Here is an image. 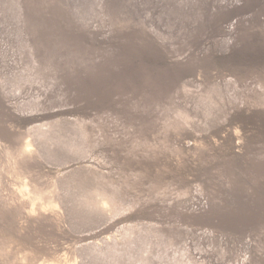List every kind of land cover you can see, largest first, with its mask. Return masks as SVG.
<instances>
[{
	"label": "rangeland",
	"instance_id": "rangeland-1",
	"mask_svg": "<svg viewBox=\"0 0 264 264\" xmlns=\"http://www.w3.org/2000/svg\"><path fill=\"white\" fill-rule=\"evenodd\" d=\"M31 23L42 24L40 38L57 27L52 35L61 31L59 42L75 23L117 38L99 46L74 42L84 60L80 67L72 62V75L39 63L32 71L22 58L32 43L24 28ZM136 26L152 34L149 39L132 31ZM152 36L164 41L163 49ZM2 56L4 80L26 67L31 81L8 97L25 117L17 111L22 118H13L0 103V264H264V0H0ZM231 127L242 143L248 140L238 153L229 140L218 141ZM186 143L203 151H185ZM41 208L64 218L56 226L25 223L34 246L13 227Z\"/></svg>",
	"mask_w": 264,
	"mask_h": 264
},
{
	"label": "bare ground",
	"instance_id": "bare-ground-1",
	"mask_svg": "<svg viewBox=\"0 0 264 264\" xmlns=\"http://www.w3.org/2000/svg\"><path fill=\"white\" fill-rule=\"evenodd\" d=\"M29 22V21H28ZM25 23H23V25H24ZM26 24H28V23H26ZM65 25H66V23H64ZM62 25V24H61ZM21 26V25H20ZM56 26H58V25H56ZM68 26V25H67ZM19 27V26H18ZM17 27V28H18ZM23 27V26H22ZM26 27H29V29L31 30V33H30V35H32L33 37V39H31V41H30V39L28 40V41H30V42H32V43H30L29 44V49H27L28 50V52L26 53V55L25 56H23L22 55V58L23 57H27L28 59L27 60H30L31 61V65L29 66V67H31L30 68V70L31 69H33L32 71H34V69H35V64L36 63H39L40 65H43L47 70H54V71H57V72H63V73H65V74H68V76L69 75H72L71 74V72H72V70L73 69H71V68H74V67H72V62H74L75 63V61L77 62L78 61V67H80V62H82L84 59H81L83 56L80 54V55H78L74 50L76 49H74L73 50V48H71V45L74 43V42H76V41H81V42H83V43H91L90 45H92V44H94V45H105V44H107V43H109L110 41L111 42H114L115 40H116V33L115 34H106L105 32H103V31H101V30H98L97 28H95V27H92V26H90V25H85V24H80V23H75V24H71L70 25V27H67V29H66V33H65V35L62 37L63 38V41L62 42H59V32H61V31H59L58 33H55V34H57V36L56 35H52V33H54V32H57L58 31V29H57V27H55V31H53V32H50V31H45V33L44 34H42L41 35V38L38 36V37H36V34L40 31L39 29H43V26H42V24L41 25H39V24H30V25H28V26H25L24 28L25 29H27ZM102 27V26H101ZM120 27V26H119ZM140 27V26H139ZM62 28V27H61ZM135 28V29H134ZM231 28V26L230 27H228V29H225L224 31L225 32H228L229 31V29ZM132 29V31H134V32H138V33H141V35L143 34L144 36H145V38H146V36H148V39H149V36L150 35H152V34H150V33H148L147 31H143V30H140V28H138V26H136V27H133V28H131ZM130 29V30H131ZM18 30V29H17ZM28 30V29H27ZM103 30V29H102ZM22 31H23V29H22ZM117 31H119V30H117ZM17 32V31H16ZM25 32H26V30H25ZM121 32V31H120ZM19 33V32H18ZM18 33H16V34H18ZM21 33V32H20ZM28 33H29V31H28ZM62 33H63V31H62ZM22 34V33H21ZM25 34V33H24ZM27 34V33H26ZM26 34L24 35V37L26 36ZM61 34V33H60ZM124 34H125V32H124ZM130 34V33H129ZM134 34H136V33H134ZM29 35V34H28ZM62 35V34H61ZM119 35V34H118ZM128 35V34H127ZM17 36V35H16ZM20 37L22 36V35H19ZM19 36H18V38H19ZM138 36H139V34H138ZM35 37H36V39H35ZM143 37V36H142ZM22 38V37H21ZM27 38H28V36H27ZM30 38V37H29ZM121 38V37H120ZM120 38H118V41H120L119 39ZM123 38V37H122ZM138 38V37H137ZM136 38V39H137ZM155 38V37H154ZM153 38V36H152V39H154ZM136 39L134 40V42L136 41ZM139 39V38H138ZM137 39V40H138ZM130 40V39H129ZM147 40V39H146ZM151 40V39H150ZM22 41H23V38H22ZM25 41V40H24ZM25 42H27V41H25ZM130 42V41H129ZM153 42L155 43V45H159L160 46V48H162V47H164L165 46V44H164V41H160V40H158V39H154L153 40ZM152 42V43H153ZM20 43H21V40H20ZM153 43V44H154ZM166 43V42H165ZM75 44V43H74ZM77 44V43H76ZM75 44V45H76ZM110 44V43H109ZM108 44V45H109ZM121 44V43H120ZM80 45V44H79ZM89 45V46H90ZM98 45V46H99ZM23 46H25V45H22V47ZM28 46V45H27ZM87 46V45H86ZM128 47V46H127ZM157 48V47H156ZM78 49V48H77ZM90 49V48H89ZM88 49V50H89ZM163 49V48H162ZM83 50H85V49H83ZM111 50V49H110ZM97 52V51H96ZM105 52V51H104ZM104 52H102V54L104 53ZM24 54H25V52H24ZM74 54L76 55V56H74ZM85 54V53H84ZM95 54V53H94ZM106 54V53H105ZM166 54V53H165ZM92 55V54H91ZM107 55V54H106ZM113 55V54H112ZM88 56H89V53H88ZM96 57H99L100 55H95ZM108 56V55H107ZM114 56V55H113ZM118 57V56H117ZM91 58L92 57H89V59H88V61L87 62H89L88 64H90L91 63ZM110 58H111V55H110ZM76 59V60H75ZM86 59V58H85ZM113 59V58H112ZM111 59V60H112ZM114 59H115V57H114ZM173 59V58H172ZM98 60V59H97ZM97 60H95V61H97ZM110 60V61H111ZM104 61V60H103ZM108 61V60H107ZM110 61H108V63L110 62ZM116 62V61H115ZM175 63V62H177V61H172V63ZM2 63H6V56H2V58L0 59V73H2V71H1V67H2ZM86 63V62H85ZM107 63V62H106ZM135 63V62H134ZM173 63V64H174ZM87 64V65H88ZM93 64V63H92ZM91 64V65H92ZM102 64V63H101ZM26 65H27V63H26ZM74 65V64H73ZM86 65V64H85ZM87 65H86V67H87ZM95 65V64H94ZM75 66V65H74ZM102 66H105V63H103V65ZM112 66V65H111ZM83 67V66H82ZM81 67V68H82ZM90 67V66H89ZM96 67H98V66H95V68ZM41 68V67H40ZM99 68V67H98ZM79 69V68H78ZM88 69V68H87ZM24 70H28L27 72H29L30 70L28 69V68H26V67H22V70L21 71H19L18 73L17 72H14L12 75H11V77L9 78L8 77V79H6V80H4L5 78H2V76H1V74H0V103H1V105H3V107L7 110V112L8 111H10L11 112V114H12V116H13V118L15 117V119L17 118V119H19V118H22V112L20 111V110H15V106L13 105V102H10V100L8 99V97H10V96H12L15 92V90H16V88H20V89H25V84H27V83H30V79L31 78H29L27 75H25V73H24ZM90 70V69H89ZM108 70V69H107ZM42 71V70H41ZM46 72V71H45ZM78 72V71H77ZM84 72H85V70H84ZM89 72H91V71H89ZM94 72V71H93ZM92 72V73H93ZM21 73V74H20ZM31 73V72H30ZM36 73V72H35ZM56 73V72H55ZM75 73V72H74ZM54 74V73H53ZM57 74V73H56ZM55 74V75H56ZM81 74H83V73H81ZM84 74H86V73H84ZM97 74V73H96ZM102 74V73H101ZM48 75V74H47ZM62 75V74H61ZM81 76V75H80ZM88 76V75H87ZM90 76V75H89ZM104 76V75H103ZM82 77V76H81ZM83 77H85V76H83ZM76 78V77H75ZM74 78V79H75ZM30 80V81H29ZM66 80V79H65ZM67 81V80H66ZM84 81V80H83ZM87 82V81H86ZM72 84V83H71ZM83 84V83H82ZM81 84V85H82ZM68 86V85H67ZM76 86H77V82H76ZM69 87V86H68ZM73 87V86H72ZM75 87V86H74ZM75 88H77V87H75ZM74 88V89H75ZM80 89H82V88H80ZM72 90H73V88H72ZM20 91V90H19ZM70 91V90H69ZM17 92H18V89H17ZM15 95V94H14ZM54 96V95H53ZM11 99H12V97H11ZM124 101V100H123ZM259 107V106H258ZM250 108V107H249ZM247 109V108H246ZM245 109V110H246ZM256 109V108H255ZM73 110V109H72ZM248 110V109H247ZM247 110H246V112H247ZM250 110V109H249ZM248 110V111H249ZM264 110V109H263ZM20 111L22 114H19L18 112ZM64 111V110H63ZM67 111V110H66ZM65 111V112H66ZM74 111V110H73ZM219 111V110H218ZM226 111V110H225ZM251 111V110H250ZM262 111V110H261ZM2 112H3V110H2ZM76 112V111H75ZM220 112V111H219ZM36 113V112H35ZM52 113V112H51ZM63 113V112H62ZM225 113V112H224ZM250 114L252 113V111L251 112H249ZM249 113H247V114H249ZM259 113V112H258ZM257 113V114H258ZM53 114H54V112H53ZM64 114V113H63ZM62 114V115H63ZM67 114V113H66ZM255 114H256V110H255ZM65 115V114H64ZM254 115V114H253ZM259 115V114H258ZM23 116L25 117V115L23 114ZM51 116V115H50ZM53 116H55V115H53ZM200 116V115H199ZM249 116H252V115H249ZM35 117V116H34ZM56 117H57V114H56ZM261 117V116H260ZM46 118V117H45ZM51 118V117H50ZM68 118V117H67ZM250 118H252V117H250ZM254 118V117H253ZM256 118L258 119V117H257V115H256ZM106 119V118H105ZM109 119V118H108ZM262 119V118H261ZM21 120H23V119H21ZM28 121H29V119H27ZM185 120V119H184ZM206 122V121H205ZM55 124V123H54ZM62 124V123H61ZM58 125V124H57ZM73 125V124H72ZM119 125V124H118ZM68 126V125H67ZM226 126V125H225ZM223 127V128H225L226 129V127ZM33 127V126H32ZM132 127V126H131ZM234 127V126H233ZM253 127V126H252ZM40 128V127H39ZM71 128V127H70ZM214 128V127H213ZM217 128V127H216ZM218 128H219V125H218ZM248 128V127H247ZM41 129V128H40ZM46 129H47V127H46ZM66 129V128H65ZM220 129H222V128H220ZM230 129V128H229ZM232 129H234V128H232L231 127V130H226L227 132L226 133H224V135H220L219 136V140L218 141H226V140H229L230 142H232V144L234 145L233 146V149L238 153L239 151H238V147L239 146H242L243 144H247V141H246V143H242L241 141L243 140L242 138V136L237 132L238 131V129L236 130V128H235V130H232ZM87 130V129H86ZM215 130V129H214ZM244 130V129H243ZM247 130V129H246ZM250 130V129H249ZM54 131V130H53ZM56 131V130H55ZM60 131V130H59ZM63 131V130H62ZM67 131V130H66ZM73 131V130H72ZM248 131V130H247ZM250 131H252V130H250ZM39 132V131H38ZM47 132H49V131H47ZM51 132V131H50ZM179 132V131H178ZM189 132H191V131H189ZM223 132V131H222ZM33 133V132H32ZM35 133V132H34ZM67 133H68V131H67ZM76 133V132H75ZM84 133V132H83ZM194 133V132H193ZM205 133V132H204ZM212 133V132H211ZM221 133V132H220ZM241 133V132H240ZM243 133V132H242ZM241 133V134H242ZM251 133H253V132H251ZM21 134V133H20ZM53 134H54V132H53ZM52 134V135H53ZM79 134V133H78ZM99 134V133H98ZM195 134V133H194ZM198 134V133H197ZM208 134V133H207ZM206 134V138H207V135ZM210 134V133H209ZM223 134V133H222ZM248 134H250V133H248ZM248 134H246V135H248ZM25 135V134H24ZM37 135L39 136V134L37 133ZM64 135V134H63ZM62 135V136H63ZM205 135V134H204ZM257 135V134H256ZM60 136H61V134H60ZM61 136V137H62ZM251 136V135H250ZM27 137H29L28 135H27ZM60 137V138H61ZM203 137H205V136H203ZM245 137V136H244ZM247 137V136H246ZM252 137V136H251ZM250 137V138H251ZM40 138V137H39ZM73 138V137H72ZM83 138V137H82ZM93 138V137H92ZM201 138H202V135H201ZM208 138H209V136H208ZM214 138V137H213ZM216 138V137H215ZM29 139V138H28ZM41 139V138H40ZM195 139V138H194ZM218 139V138H217ZM253 139V138H252ZM60 140V139H59ZM178 140V139H177ZM186 140V139H185ZM198 140V139H197ZM212 140V139H211ZM27 141V140H26ZM31 141V140H30ZM40 141V140H39ZM38 141V142H39ZM42 141V140H41ZM184 141V140H183ZM182 141V142H183ZM205 141V140H204ZM214 141V140H213ZM212 141V143H213V145H214V147L213 148H215V149H218V141L215 143V141L213 142ZM257 141V140H256ZM19 142V141H18ZM47 142V141H46ZM178 142V141H177ZM188 142H190V141H188ZM196 142V141H195ZM203 142V141H202ZM229 142V144L231 145V143ZM240 142L242 143V145H240ZM24 143V142H23ZM89 143H91V142H89ZM184 143H185V141H184ZM46 144V143H45ZM51 144V143H50ZM107 144V143H106ZM111 144V143H110ZM207 144V143H206ZM31 145H33L32 143H31ZM68 145H70V143L68 144ZM72 145V144H71ZM87 145V144H86ZM97 145H99L98 143H97ZM185 145V144H184ZM200 145H201V143H200ZM209 145H211V144H209ZM38 146V145H37ZM36 146V147H37ZM47 146V145H46ZM77 146V145H76ZM82 146V145H81ZM40 147V146H39ZM53 147V146H52ZM50 148V146H49V148L50 149H53V148ZM56 147V146H55ZM54 147V148H55ZM64 147V146H63ZM73 147V146H72ZM88 147V146H87ZM168 147V146H167ZM176 147V146H175ZM182 147V146H181ZM186 148H184V149H186L185 151H187V149H189V150H195L196 151V153H197V151L199 152V151H201V149H200V147L198 146V145H196V144H189V143H186V146H185ZM211 147V146H210ZM220 147V146H219ZM38 148V147H37ZM47 148V147H46ZM57 148V147H56ZM68 148V147H67ZM78 148H79V146H78ZM93 148V147H92ZM160 148V147H159ZM223 148V147H222ZM231 149H232V146L230 147ZM243 148V147H242ZM7 149V148H6ZM17 149V148H16ZM62 149V148H61ZM71 149V148H70ZM88 149V148H87ZM96 149V148H95ZM150 149V148H149ZM153 149V148H152ZM207 149V148H206ZM214 149V150H215ZM220 149V148H219ZM218 149V150H219ZM240 150H241V147L239 148ZM244 149V148H243ZM243 149H242V152H243ZM3 150V149H2ZM35 150V149H34ZM37 150V149H36ZM41 150V149H40ZM64 150V149H63ZM77 150V149H76ZM92 150V149H91ZM107 150V149H106ZM109 150V149H108ZM122 150V149H121ZM120 150V151H121ZM138 150V149H137ZM165 150H167V149H165ZM214 150H212V151H214ZM221 150V149H220ZM219 150V151H220ZM222 150H224V149H222ZM233 150V151H234ZM47 151V150H46ZM177 151V150H176ZM180 151H182V150H180ZM203 151V150H202ZM201 151V152H202ZM207 151V150H206ZM230 151V150H229ZM31 152V151H30ZM30 152H29V154H30ZM178 152V151H177ZM190 152V151H189ZM228 152V151H227ZM33 153V152H32ZM44 153H45V151H44ZM71 153V152H70ZM94 153V152H93ZM97 153V152H96ZM102 153V152H101ZM121 153V152H120ZM195 153V152H194ZM193 153V154H194ZM205 153H207V152H205ZM209 153H211V152H209ZM218 153V152H217ZM226 153V152H225ZM230 153V152H229ZM18 154V153H17ZM34 154V153H33ZM54 154V153H53ZM180 154H182V153H180ZM187 154V153H186ZM189 154V153H188ZM187 154V155H188ZM199 154H200V152H199ZM212 154V153H211ZM215 154V153H214ZM220 154H222L221 152H220ZM241 154V153H240ZM26 155V154H25ZM49 155H51V154H49ZM95 155V154H94ZM102 155V154H101ZM145 155V154H144ZM176 155V154H175ZM178 155V154H177ZM204 155V154H203ZM217 155V154H216ZM234 155V154H233ZM2 156V155H1ZM23 156V155H22ZM29 156H31V155H29ZM90 156V155H89ZM147 156V155H146ZM197 156V155H196ZM209 156H211V155H209ZM227 156V155H226ZM14 157H15V155H14ZM103 157V156H102ZM174 157V156H173ZM176 157V156H175ZM174 157V158H175ZM178 157V156H177ZM195 157V156H194ZM212 157V156H211ZM210 157V159H212ZM218 157V156H217ZM222 157H223V155H222ZM231 157H233V156H231ZM30 158V157H29ZM95 158V157H94ZM149 158V157H148ZM156 158H157V156H156ZM159 158V157H158ZM169 158V157H168ZM179 158V157H178ZM196 158V157H195ZM8 159H10V158H8ZM22 159V158H21ZM40 159V158H39ZM51 159V158H50ZM58 159V158H57ZM65 159V158H64ZM155 159V158H154ZM167 159V158H166ZM176 159V158H175ZM183 159V158H182ZM194 159V158H193ZM199 159V158H198ZM229 159H230V157H229ZM228 159V160H229ZM30 160H31V158H30ZM77 160V159H76ZM89 160H91V159H89ZM99 160V159H98ZM144 160V159H143ZM150 160V159H149ZM148 160V161H149ZM177 160V159H176ZM187 160V159H186ZM188 160H190V158L188 159ZM196 160V159H195ZM200 160H201V158H200ZM209 160V159H208ZM18 161V160H17ZM36 161V160H35ZM35 161H34V163H35ZM38 161V160H37ZM84 161V160H83ZM153 161H155V162H157L156 160H153ZM159 161V160H158ZM163 161V160H162ZM174 162L173 163H175V160H173ZM193 161V160H192ZM191 161V162H192ZM197 161V160H196ZM196 161H194V162H196ZM213 161V160H212ZM212 161H210V162H212ZM216 161H217V159H216ZM220 161V160H219ZM221 161H222V159H221ZM225 161V160H224ZM241 161V160H240ZM242 161H244L243 159H242ZM92 162V161H91ZM98 162V161H97ZM131 162V161H130ZM146 162V161H145ZM144 162V163H145ZM160 162V161H159ZM167 162V161H166ZM177 162V161H176ZM182 162V161H181ZM189 162L190 161H187V163L189 164ZM199 162V161H198ZM198 162H196L197 164H198ZM223 162V161H222ZM233 162V161H232ZM31 162H29L28 164H30ZM37 163V162H36ZM40 163V162H39ZM43 163V162H42ZM50 163H51V161H50ZM54 163V162H53ZM75 163V162H74ZM137 163V162H136ZM140 163V162H139ZM148 163V162H147ZM146 163V164H147ZM153 163V162H152ZM161 163V162H160ZM160 163H158V165L160 164ZM163 163V162H162ZM161 163V164H162ZM186 162H184V164H187ZM206 163H208V162H206ZM214 163V162H213ZM216 163V162H215ZM241 163H243V162H241ZM14 164V163H13ZM16 165H17V162L15 163ZM24 164V163H23ZM28 164H26V165H28ZM41 164V163H40ZM45 164V163H44ZM47 164H48V162H47ZM55 164V163H54ZM129 164V163H128ZM170 164V163H169ZM178 164V163H177ZM176 164V165H177ZM180 164H182V163H180ZM179 164V166H181ZM200 164V163H199ZM202 164V163H201ZM210 164V163H209ZM227 164V163H226ZM3 165V164H2ZM10 165H12V164H10ZM16 165H14L15 167H16ZM20 165V164H19ZM31 165V164H30ZM43 165V164H42ZM41 165V166H42ZM46 165V164H45ZM58 165V164H57ZM132 165V164H131ZM138 166H140L139 164H137ZM158 165H156V166H158ZM172 165H175V164H172ZM193 165V164H192ZM242 165V164H241ZM249 165H250V163H249ZM259 165V164H258ZM8 166V165H7ZM44 166V165H43ZM59 166V165H58ZM61 166V165H60ZM62 166H64V165H62ZM154 166V165H153ZM184 166V165H183ZM188 166H190V165H188ZM201 166V165H200ZM210 166V165H209ZM209 166H207V167H209ZM217 166H219V165H217ZM224 166H226V165H224ZM232 166H233V164H232ZM237 166V165H236ZM239 166V165H238ZM9 167V166H8ZM20 167V166H19ZM28 167V166H27ZM30 167V166H29ZM28 167V168H29ZM35 168H36V166H34ZM33 167V168H34ZM65 167V166H64ZM166 167V166H165ZM169 167H170V165H169ZM185 167L187 168V166L185 165ZM192 167V166H191ZM194 167V166H193ZM193 167H192V169H193ZM197 167V166H196ZM241 167H243V166H241ZM3 168V167H2ZM14 168V167H13ZM17 168V167H16ZM25 168V167H24ZM38 168V167H37ZM37 168H36V170H37ZM63 168V167H62ZM81 168V167H80ZM91 168V167H90ZM96 168H98V166L96 167ZM137 168V167H136ZM139 168V167H138ZM152 168V167H151ZM179 168V167H178ZM185 168V169H186ZM197 168H199V166L197 167ZM197 168H194V170L196 169V170H199V169H197ZM200 168H203V166L202 167H200ZM213 168V167H212ZM233 168V167H232ZM11 169V171H12V168H10ZM23 169V168H22ZM42 169V168H41ZM68 169V168H67ZM166 169V168H165ZM174 169H176V168H174ZM180 169V168H179ZM185 169H183V170H185ZM189 169V168H188ZM191 169V168H190ZM204 169V168H203ZM14 170V169H13ZM24 170H26V169H24ZM34 170V169H33ZM42 170H44V169H42ZM47 170V169H46ZM65 170V169H64ZM74 170V169H73ZM96 170V169H95ZM109 170V169H108ZM126 170V169H125ZM132 170V169H131ZM135 170V169H134ZM139 170V169H138ZM147 170V169H146ZM152 170V169H151ZM206 170V169H205ZM214 170V169H213ZM249 170V169H248ZM16 171V170H15ZM51 171V170H50ZM103 171H104V169H103ZM126 171H128V170H126ZM140 171V170H139ZM138 171V172H139ZM145 171V170H144ZM143 171V172H144ZM165 171V170H164ZM175 171V170H174ZM187 171V170H186ZM189 171V170H188ZM192 172H193V170H191ZM189 172V173H191V175H189L190 177L192 176V172ZM228 171V170H227ZM7 172V171H6ZM28 172H30V171H28ZM66 172H67V170H66ZM92 172H93V170H92ZM200 172H202V171H200ZM206 172V171H205ZM204 171L202 172V173H205ZM208 172V171H207ZM211 172H212V170H211ZM242 172V171H241ZM10 173V172H9ZM8 173V174H9ZM18 173V172H17ZM24 173V172H23ZM33 173H34V171H33ZM32 173V174H33ZM47 173V172H46ZM51 173V172H50ZM75 173V172H74ZM87 173V172H86ZM105 173V172H104ZM112 173V172H111ZM129 173V172H128ZM154 173V172H153ZM159 173V172H158ZM228 173V172H227ZM249 173V172H248ZM11 175L13 174V173H10ZM9 174V175H10ZM15 174V173H14ZM28 174H30V173H28ZM80 174V173H79ZM141 174V173H140ZM143 174V173H142ZM146 174H147V172H146ZM198 174V175H197ZM196 174V177H195V179L193 178V177H191V178H193L194 180H196V178L199 180L200 178H202L203 177V175H199V173H197ZM215 174H216V172H215ZM234 174V173H233ZM242 174V173H241ZM10 175V176H11ZM16 175V174H15ZM49 175V174H48ZM51 175H52V173H51ZM61 175V174H60ZM73 175V174H72ZM77 175H78V172H77ZM91 175H93V174H91ZM90 175V176H91ZM104 175H106V174H104ZM209 175H212V174H209ZM18 176V175H17ZM27 176V175H26ZM107 176V175H106ZM122 176V175H121ZM128 176V175H127ZM188 176V177H189ZM195 176V175H194ZM236 176H237V174H236ZM243 176V175H242ZM20 176H18V177H16V179H18ZM39 177V176H38ZM41 177V176H40ZM42 177H44V176H42ZM57 177V176H56ZM74 177H76L75 175H74ZM82 177V176H81ZM109 177V176H108ZM150 177V176H149ZM164 177V176H163ZM177 177V176H176ZM234 177V176H233ZM13 178H14V176H13ZM28 178V177H27ZM49 178V177H48ZM73 178V177H72ZM84 178V177H83ZM131 178V177H130ZM134 178V177H133ZM183 178V177H182ZM181 178V179H182ZM20 179L21 178H19V181H20ZM23 179V178H22ZM38 179V178H37ZM51 179V178H50ZM62 179V178H61ZM71 179V178H70ZM77 179H79V178H77ZM82 179V178H81ZM163 179V178H162ZM160 180V179H159ZM188 180L189 179H187V182H188ZM192 180V179H191ZM193 180V181H194ZM197 180V181H198ZM200 180H204V178L203 179H200ZM236 180V179H235ZM15 180L13 179V182H14ZM25 181V180H24ZM34 181V180H33ZM59 181H61V180H59ZM86 181V180H85ZM90 181V180H89ZM136 181V180H135ZM205 181V180H204ZM16 182V181H15ZM21 182H22V180H21ZM40 182H41V180H40ZM73 182V181H72ZM83 182V181H82ZM138 182V181H137ZM156 182V181H155ZM191 182V181H190ZM190 182H189V184H190ZM200 182V181H199ZM198 182V183H199ZM206 182V181H205ZM11 183V182H10ZM18 183V182H17ZM16 183V184H17ZM20 183V182H19ZM18 183V184H19ZM23 183V182H22ZM22 183H20L21 185H22ZM28 183V182H27ZM26 183V184H27ZM115 183V182H114ZM121 183V182H120ZM184 183V182H183ZM204 183V182H203ZM213 183V182H212ZM235 183V182H234ZM5 184V183H4ZM9 184V183H8ZM12 184H14V183H12ZM50 184V183H49ZM59 184V183H58ZM74 184V183H73ZM83 184V183H82ZM159 184V183H158ZM184 184H186V183H184ZM188 184V183H187ZM240 184V183H239ZM242 184V183H241ZM249 184V183H248ZM255 184V183H254ZM24 185V184H23ZM22 185V186H23ZM28 185V184H27ZM40 185V184H39ZM87 185V184H86ZM102 185V184H101ZM8 186H10V185H8ZM11 186H13V185H11ZM17 186V185H16ZM68 186V185H67ZM107 186V185H106ZM130 186V185H129ZM142 186V185H141ZM184 186V185H183ZM28 187V186H26V185H24V189H26V188ZM34 187V186H33ZM50 187H52V186H50ZM64 187V186H63ZM75 187V186H74ZM95 187V186H94ZM126 187V186H125ZM144 187V186H143ZM158 187V186H157ZM188 187V186H187ZM16 188H18V187H13V189H16ZM22 188V187H21ZM30 188V187H29ZM28 188V189H29ZM36 188V187H35ZM58 188V187H57ZM59 188H61V187H59ZM73 188V187H72ZM77 188H79V187H77ZM83 188V187H82ZM127 188V187H126ZM141 188V187H140ZM182 188V187H181ZM12 189V188H11ZM23 189V190H24ZM38 189V188H37ZM69 189V188H68ZM129 189V188H128ZM22 190V191H23ZM64 190V189H63ZM71 190V189H70ZM99 190V187H96V189H95V191H98ZM150 190V189H149ZM15 191V190H14ZM17 191H18V189H17ZM27 191V190H26ZM30 191V190H29ZM47 191V190H46ZM16 192V191H15ZM25 192V191H24ZM28 192V191H27ZM70 192H72L73 193V191H70ZM69 192V193H70ZM92 192H94V190L92 191ZM141 192V191H140ZM11 193H13V192H11ZM18 193V192H17ZM19 193H20V195H21V192H20V190H19ZM23 193V192H22ZM30 193V192H29ZM69 193H67V194H69ZM77 193V192H76ZM89 193H90V190H89ZM138 193V192H137ZM149 193V192H148ZM31 194V193H30ZM103 194V193H102ZM144 194V193H143ZM19 195V194H18ZM26 195V194H25ZM52 195V194H51ZM75 195V194H74ZM80 195V194H79ZM27 196V195H26ZM72 196H73V194H72ZM88 196V195H87ZM146 196V195H145ZM25 197V196H24ZM107 197V199L108 200H111L112 198H113V195L111 194V193H108V195L106 196ZM141 197V196H140ZM22 198V197H21ZM24 199H26V198H24ZM90 199V198H89ZM102 199V198H101ZM106 199V198H105ZM138 199V198H137ZM87 200V199H86ZM91 200V199H90ZM93 200V199H92ZM126 200V199H125ZM124 200V201H125ZM17 201V200H16ZM21 201V200H20ZM25 201V200H24ZM29 201V200H28ZM37 201V200H36ZM83 201V200H82ZM127 201V200H126ZM133 201V200H132ZM26 202V201H25ZM30 202H31V200H30ZM93 202V201H92ZM108 202V201H107ZM142 202V201H141ZM203 202V201H202ZM21 203V202H20ZM95 204V203H94ZM26 205V204H25ZM47 205V204H46ZM66 205V204H65ZM98 205H100V204H98ZM129 205V204H128ZM141 205V204H140ZM42 206V205H41ZM93 206V205H92ZM96 206V205H95ZM101 206V205H100ZM21 207V206H20ZM40 207V206H39ZM87 207V206H86ZM90 207V206H89ZM4 208V207H3ZM2 208V209H3ZM66 208V207H65ZM98 208V207H97ZM100 208V207H99ZM124 208V207H123ZM12 209V208H11ZM35 209V208H34ZM54 209H56V207L54 208ZM54 209H49V208H41V209H38V210H31V211H29V212H27V215H26V217L23 219V220H25L24 222H22V223H17L18 225H15L14 227H13V231H14V233L15 234H17V233H20V232H25V234L24 233H22V234H24L23 235V237L25 238L26 237V235L28 236V238L26 237V239L25 240H28V242H32L33 244H34V241H32V239H33V237L31 238L28 234H29V232L31 231V229L30 228H28V227H26L25 226V223H31V224H34V226H36V225H39V226H41V225H48V226H50V225H52V224H54L55 226H56V224L57 223H59L58 221H62V219L64 218L63 216H62V214H60L59 212H57L56 210H54ZM86 209V208H85ZM1 210V209H0ZM3 210H6L7 211V208H5V209H3ZM115 210V209H114ZM118 210H120V209H118ZM189 210V209H188ZM2 211V210H1ZM17 211V210H16ZM28 211V210H27ZM81 211V210H80ZM125 211V210H124ZM197 211V210H196ZM76 212V211H75ZM108 212V211H107ZM13 213V212H12ZM93 213V212H92ZM183 213V212H182ZM210 213V212H209ZM220 213V212H219ZM6 214V213H5ZM8 214V213H7ZM119 214V213H118ZM15 215H16V213H15ZM21 215V214H20ZM1 216H3V213L2 212H0V218H2ZM7 216V215H6ZM23 216V215H22ZM117 217V216H116ZM115 217V218H116ZM119 217V216H118ZM124 217V216H123ZM164 217V216H163ZM67 218V217H66ZM73 218V217H72ZM81 218V217H80ZM112 217H110V219H111ZM19 219V218H18ZM108 219V218H107ZM119 219V218H118ZM127 219V218H126ZM85 220V219H84ZM123 220V219H122ZM127 220H129V219H127ZM152 220V219H151ZM19 221V220H18ZM110 222V221H109ZM114 222V221H113ZM116 222V221H115ZM123 222V221H122ZM127 222V221H126ZM151 222V221H150ZM65 223V222H64ZM103 223V222H102ZM36 224V225H35ZM122 224V223H121ZM124 224V223H123ZM175 224V223H174ZM53 225V226H54ZM58 225V224H57ZM105 225V224H104ZM155 225V224H154ZM38 226V227H39ZM141 226V225H140ZM4 227V226H3ZM30 227H31V225H30ZM33 227V226H32ZM37 227V228H38ZM42 227H44V226H42ZM46 227L47 226H45V229H46ZM63 227V226H62ZM88 227V226H87ZM116 228V227H115ZM34 229V228H33ZM35 229H36V227H35ZM41 230H43L42 228H40ZM47 229H48V227H47ZM46 229V230H47ZM54 231H56V227H54ZM125 229V228H124ZM131 229V228H130ZM135 229V228H134ZM137 229V228H136ZM138 229H139V227H138ZM144 229V228H143ZM127 230H128V227H127ZM154 230V229H153ZM34 231V230H33ZM48 231V230H47ZM68 231V230H67ZM88 231V230H87ZM117 231V230H116ZM129 231V230H128ZM134 231H136V230H134ZM143 231V230H142ZM35 232V231H34ZM45 232V231H44ZM145 232V231H144ZM150 232V231H149ZM38 233V232H37ZM57 233V232H56ZM58 233H60L59 231H58ZM57 233V234H58ZM64 232L62 231V236L64 235L63 234ZM93 233V232H92ZM116 233V232H115ZM114 233V234H115ZM60 234V235H61ZM66 234V233H65ZM148 234V233H147ZM147 234H146V236H147ZM20 235V234H19ZM52 235V234H51ZM121 235H122V233H121ZM156 235V234H155ZM22 236V235H21ZM56 236V235H55ZM58 236V235H57ZM56 236V237H57ZM61 236V237H62ZM81 236V235H80ZM114 236V235H113ZM133 236V235H132ZM17 237V236H16ZM22 237V238H23ZM55 237V238H56ZM128 237H129V235H128ZM140 237V236H139ZM159 237V236H158ZM18 238H19V236H18ZM23 238V239H24ZM51 238V237H50ZM59 238V237H58ZM76 238V237H75ZM74 238V239H75ZM83 238V237H82ZM108 238V237H107ZM44 239V238H43ZM57 239V238H56ZM60 239V238H59ZM58 239V240H59ZM78 239V238H77ZM93 239V238H92ZM115 239V238H114ZM122 239V238H121ZM138 239V238H137ZM163 239V238H162ZM24 240V241H25ZM55 240V239H54ZM80 240V239H79ZM124 240V239H123ZM147 240V239H146ZM177 240V239H176ZM23 241V242H24ZM108 241V240H107ZM128 241V240H127ZM138 241V240H137ZM143 241V240H142ZM26 242V241H25ZM24 242V243H25ZM39 242V241H38ZM54 242V241H53ZM104 242V241H103ZM115 242H116V240H115ZM118 242V241H117ZM23 243V244H24ZM35 243H36V241H35ZM110 243V242H109ZM30 244V243H29ZM39 244V243H38ZM58 244V243H57ZM94 244V243H93ZM130 244V243H129ZM21 245H22V243H21ZM27 245H28V243H27ZM26 245V246H27ZM72 245V244H71ZM74 245V244H73ZM90 245V244H89ZM113 245H117V246H115V247H118V244H113ZM121 245V244H120ZM34 246H36V244H34ZM49 246H51L50 244H49ZM110 246H112V245H110ZM147 246H149V245H147ZM159 246V245H158ZM188 246V245H187ZM22 247V246H21ZM56 247H57V245H56ZM59 247H61V246H59ZM114 247V246H113ZM114 247V248H115ZM120 247V246H119ZM28 248V247H27ZM38 248H40V247H38ZM37 248V249H38ZM46 248V247H45ZM53 248V247H52ZM92 248H93V246H92ZM124 248V247H123ZM148 248V247H147ZM180 248V247H179ZM185 248V247H184ZM26 249V248H25ZM40 249H43V248H40ZM51 249V248H50ZM73 249V248H72ZM91 249V248H90ZM89 249V250H90ZM95 251H96V248H93ZM93 249H91L89 252H91ZM111 249H112V247H111ZM145 249V248H144ZM151 249V248H150ZM186 249V248H185ZM196 249V248H195ZM34 250V252H35V249H33ZM93 250V251H94ZM114 250V249H113ZM118 250V249H117ZM167 250V249H166ZM50 251V250H49ZM92 251V252H93ZM133 251V250H132ZM177 251V250H176ZM175 251V252H176ZM33 252V253H34ZM38 252V251H37ZM47 252V251H46ZM54 252V251H53ZM88 251H87V254H89L90 255V253H89ZM98 252V251H97ZM105 252H107V249H106V251ZM148 252V251H147ZM40 253V252H39ZM45 253V252H44ZM64 253V252H63ZM79 253V252H78ZM96 253V252H95ZM99 253V252H98ZM100 253H101V251H100ZM133 253V252H132ZM153 253V252H152ZM49 254V253H48ZM81 254V253H80ZM102 255H103V251H102V253H101ZM101 254L99 255V259H100V256H101ZM134 254V253H133ZM143 254V253H142ZM145 254V253H144ZM178 254V253H177ZM180 254V253H179ZM32 255V254H31ZM82 255H85V254H82ZM93 255H95L96 257H97V254H92V259H94V257L95 256H93ZM161 255V254H160ZM185 255V254H184ZM64 256H65V254H64ZM67 256V255H66ZM110 256V255H109ZM108 255H104V257H109ZM163 256V255H162ZM169 256V255H168ZM175 256H177V255H175ZM84 257V256H83ZM116 257L118 258V256H115L114 258L116 259ZM160 257V256H159ZM180 257V256H179ZM184 257V256H183ZM60 258H62V257H60ZM86 258H88L87 256H86ZM85 258V259H86ZM90 258H91V256H90ZM98 258V257H97ZM103 258V257H102ZM109 258H111V256L109 257ZM113 258V257H112ZM123 258V257H122ZM134 258V257H133ZM107 260H108V258H106ZM105 259V260H106ZM119 259V258H118ZM131 259H132V257H131ZM137 259V258H136ZM179 259V258H178ZM187 259V258H186ZM73 260V259H72ZM71 260V261H72ZM103 260H104V258H103ZM110 260V259H109ZM130 260V259H129ZM96 261V260H95ZM97 262V261H96ZM118 262V261H117ZM125 262V261H124ZM123 262V263H124ZM128 262V261H127ZM134 262V261H133ZM190 262V261H189ZM57 263V262H56ZM84 263V262H83ZM122 263V264H123ZM140 263V262H139ZM181 263V262H180ZM57 264H72V262H70L68 259L66 260H63V262H58ZM78 264H79V262H78ZM141 264V263H140ZM178 264H179V262H178Z\"/></svg>",
	"mask_w": 264,
	"mask_h": 264
}]
</instances>
